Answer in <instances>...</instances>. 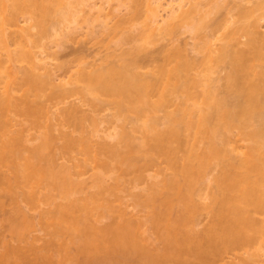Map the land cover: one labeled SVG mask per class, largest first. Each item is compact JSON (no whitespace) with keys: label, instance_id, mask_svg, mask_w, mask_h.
Segmentation results:
<instances>
[{"label":"bare ground","instance_id":"6f19581e","mask_svg":"<svg viewBox=\"0 0 264 264\" xmlns=\"http://www.w3.org/2000/svg\"><path fill=\"white\" fill-rule=\"evenodd\" d=\"M70 1L72 2V0ZM70 1L0 0V41L3 45L5 44L4 48L6 49L8 38L11 34H16L17 32L18 35V32H21L19 29L22 28L18 26L20 17H28V19L34 21L35 25L38 24L39 26L41 17H48L51 13L54 14L56 12L58 15L55 21L61 23L64 21L66 14H69ZM78 1L83 2L87 0ZM110 1H116L117 4L120 2L122 3V0H104L103 3H106V5L110 7ZM190 2L191 0H178L176 3H167V5L163 7L159 2L155 6L152 4L153 6L151 7L148 2L146 8H148V12H150L151 19H148L150 22L148 21L149 23L145 27L147 32L146 36L149 35L154 38L157 34L162 36V32H166V34L172 32L173 24L177 19L183 21V18L187 19L193 11L197 12L200 10L199 7H196L197 5H194L198 3L199 0L193 4H190ZM222 2H226V4L231 3L230 0H223ZM104 4L101 7L98 6L97 9L96 7L93 9V5L90 4V10L92 12L93 10L95 11V14L93 12L95 18L98 20L99 17L102 19L101 17L103 16L105 19H103V27L108 24L107 22L110 20V15L108 17L109 13L105 12L107 6L105 5L104 7ZM188 4L191 5L190 7L192 9L185 10V6H188ZM98 5H101V3ZM240 5L233 3V7L237 6V8H240ZM262 7L263 3H258L256 9H261ZM245 9V7L241 10L238 9L239 15L236 18L237 21L235 20L234 22V24H236L225 34L224 38L226 41L219 48V53L215 49L213 50H215L217 54L212 48L209 49L211 40L208 39L203 41L202 45L199 46L200 48L197 47V45L195 48L200 52L203 48L207 47L209 50H206L207 53H205V57L208 58V60H215V62L219 63L223 62L224 69H226L224 79L226 81L227 91H229L227 96L217 97L212 93V90L209 89L210 91H205V93L201 95L202 103L199 102L203 107L201 108L200 105L201 109L198 108L196 112H199L197 114L194 109H192L196 106L194 101V106L192 108L190 107L189 110L187 107H185L186 110H184L185 108H179V111L176 110L179 112L177 114H175L176 112H168L165 109V116L163 122H161V128L158 127V119L156 120L153 117H149L148 114L153 111L156 113L158 109L168 108L169 102L172 100L171 97H183V95H186V99H188L189 96H191V88L196 86V84L197 86L199 85V80L196 81L197 79L195 80L193 77H190V75L191 70H196L195 68H198L200 62L190 58L187 53H185L183 47H176L175 51L170 53L167 62L156 68L155 72L157 75L155 74L156 76L154 77L145 76L138 72L134 60L130 62L122 61L119 64L114 63L110 66L99 67L90 71L83 70L82 67V70L80 69L76 73L77 76L75 80L77 82L74 81L75 85L73 84V87L60 88V86L58 87L53 83L52 72L48 71L50 68H46V62L43 63V55L32 54L27 49H24L25 40L26 43H28V41L30 43V39L33 38L30 32L28 33L27 30H23L24 33H22V31L18 36L16 35L19 39H14V41L15 43L17 42V45L19 43L20 46L18 47L20 49L18 50L17 48L16 51L14 50L15 53H11V50H7L9 54L11 53L9 56L7 53V58L11 61L30 60L31 62L29 61V63H32V68L18 70L17 72L20 73V75H16L15 73L6 74L7 80L5 86L10 89H6V95L0 96V103L3 104L7 102L15 114L17 113L19 116H24V118L19 121L21 125L20 129L12 133V135L10 134L11 132L9 133L10 129L7 130L2 125V121L0 122V138L3 136L7 137L4 141H0V162H3L4 165L12 164V174H14V178L13 176L11 177L14 179L12 182L9 176L7 179L8 183L5 184L7 180L4 182V177L3 182L6 185L5 188L7 191L15 192V190L20 187L30 188L28 192L27 190L25 192L23 191L22 195L19 194L20 192L18 194L22 201L24 200L27 203L34 202V205L37 200L35 199L34 201L36 193L34 194L32 190V192L30 191L34 194L32 195L29 190L38 186L39 183L44 185V182H46L45 185L48 184V186H50V190L53 189L55 192L59 190L63 198H69L68 201H72L73 199H70V196L76 193V189L80 186L78 187V183L74 180H69L71 178H68L67 174L64 175L55 169L54 157L58 155L57 152H69L70 154V151L74 149L89 157L90 153L95 151L94 154L93 152L91 153L93 154L91 155V159L94 163L97 162L98 165H96L98 172L95 173L97 175V178L95 177L96 182L94 181V187L96 186L95 188L98 189H95L97 190L95 191L96 193H91V195H94L92 197L89 196L87 199L83 198V202L81 201L82 199H80L79 203L73 200L72 202L70 201V204L67 202L68 205H58L61 207H59V211L57 210V205H55L54 209L56 212H52L53 210L50 211L52 213L49 212L50 218L51 214L53 216L58 211L53 219L56 218L57 215V218L60 219V224L61 222L63 223V225L61 224L62 226L60 225L61 227L64 226L67 230L70 228V230H73L72 227L80 229L79 238L76 234L73 238H78L76 240H78L82 248L80 249L81 254H84L80 257L86 260L82 262L80 260L79 262L76 261V263L74 262L75 264H154L156 262H163L165 264L166 262H171L170 264H207V261L210 262V260L214 259V255L219 252L221 253L222 250H233L234 248L252 245L256 243L259 235L264 237V219L258 220L260 215H256L257 212H264V30H259L261 27L259 23L264 22V12H262L261 15H254V11L251 12ZM81 10L82 9L76 10L73 14L76 15L75 13H79ZM161 11L163 14L160 13ZM112 13L113 12H111V14ZM198 21L199 22L190 25L188 28L189 34L195 36L200 32L203 27V22L202 19ZM34 24H30L31 26H29L32 27ZM17 27H19L18 30H16ZM149 36H147L148 39H152ZM241 37L245 38L244 41H241ZM30 51L32 50L30 49ZM44 53L46 52H40L39 54ZM213 54L216 55L214 56ZM1 60L2 59H0V68L3 66ZM38 61H41L42 65ZM38 68H46L48 70L45 69L46 73L39 74L36 71ZM210 68L212 69V67ZM210 68L205 69V71L210 72ZM206 74L205 76L208 77L209 74ZM206 80L209 79L207 78ZM79 81L83 83V86H81L82 88L76 86L77 83H80ZM203 83L204 82H202V84ZM48 89L50 91L47 93L46 90ZM14 91H22V96L15 97L12 95ZM74 92L81 93L84 97L86 94H91L92 97L85 100H88L87 102L90 107H92L93 113L98 110L100 112L104 106L113 104V106H116L114 108L117 109V116L119 117V114H123L125 112L124 109L127 108L138 115H144V118L147 114V120L145 119V121H143V126L141 127L145 129L142 130V140H137V142L130 133L121 128L122 131L120 130V132H118V130L114 135L108 133L110 138L116 137L115 141L107 142L103 140V142L100 141L101 143H97L98 145L95 142L97 145L95 146L90 143L91 141L89 142L87 136H82V134L84 132L83 128L86 127L87 122L88 124L90 123V125H98L97 123H99V121L97 116L95 117L90 113H81L76 107H67L64 112L60 113L61 119H59V123L62 126L66 124L69 127L73 126L72 130H74V132L79 131L82 137L75 136V134H73V136L62 131L60 133L61 138L59 137L61 141L57 142L58 137L54 136L51 131L48 133L39 132V135H32V139L35 142H30L31 144L29 146H25L26 143L23 145V143L26 142L25 138L28 133L30 134V130L40 131L38 128L41 126L44 106L47 104L44 105V103L53 100L52 102L55 103L56 101V103L59 104V102H63L68 95ZM101 96H103V98L106 97L108 100L102 99ZM151 97H155V99L152 100ZM171 102L174 104V100ZM176 106L178 108L182 105L176 104ZM145 112L146 114H143ZM255 119L258 120V123L256 126L254 125L255 127L250 129L253 123L252 121ZM96 126L93 127L96 128ZM234 129L238 131L237 133L240 137V141L247 143L244 146L242 145L245 148H243V150H239V148L237 149L238 151H235L236 147L234 148L232 146V139L228 135H230L229 132L232 133ZM7 132L9 134H7ZM25 134L27 135L24 136ZM93 145L95 146L94 149L92 147ZM234 152L237 153V157L234 156ZM138 154L145 159H142L145 165L152 166V164L157 161V158H159L158 160H163L162 162H165V165L167 164L169 167L168 170H172V174H169V177L166 176L168 178L163 179V183H158L159 186L161 185L160 187L157 185L159 189H150L152 191H148L149 194L142 198L143 201L141 199H136L138 203L144 204V207L146 205V207H149V210L151 208L150 211L152 212H149L150 216L144 219V223H150L154 231H156L155 233L158 234V236L155 235V238L159 237V241L162 243V246H160L157 251H154L155 248L152 250L154 252L151 251L153 248L150 249L146 245V237L141 238L137 233L138 228L142 227L144 224L143 221H133L132 219L121 220V209H119V214L117 213L118 215L116 217L113 215V218L107 221L108 223L105 222L100 226L96 224L98 221L106 219L109 215H107V213H111L112 210L117 212L116 209L118 208L113 209L115 206L111 205L113 203H109L111 200L106 198V196L105 198L107 201L103 200L104 195L106 193L108 194V191H110V188H108V190V186L104 183V178L108 176L109 173H113L117 170H120V172L123 170L125 172L134 169L136 171L139 166H137L135 162V157ZM212 165H219L218 174L210 177L215 184L214 190L211 191L212 193L209 192V194L211 193L210 195H207L210 196L209 198H211L212 202V208L210 205V207H208L209 211H211L210 218L212 219L206 229L202 231L199 229L194 230L195 226H192L194 221L191 222V220L195 219L193 214L197 213L202 207L198 205L200 202H195L196 199L193 194L197 190L195 187L200 185L201 182H206L204 180L208 179L206 175L208 171L212 169ZM160 172L159 174H161ZM139 173L141 174V172ZM142 175L143 174H141V176ZM0 179H2V177ZM151 186L153 187V185ZM2 188L3 186L1 189ZM53 193H48L49 195L47 194L46 198L50 197L52 199L54 197ZM115 193L116 192H114V194ZM100 197L102 200H100ZM48 203L51 204V201ZM20 210L23 215L22 220L24 221L25 219L27 222L26 214H24L25 211L23 212L24 209L22 210L20 207ZM20 210H18V212ZM174 210L176 211L175 214ZM96 211L99 212L97 214V221L94 218L96 225L91 223L93 221L88 223V219H91L92 213ZM19 213L21 214V212ZM171 214H174V216ZM10 217L12 218V215H10ZM15 217L16 219L12 218V222L9 226L6 225L8 226L6 229L9 231L12 238H10V240L14 239L17 241V244H13L11 241L5 244L6 240H2L4 244H1L2 247L0 246V250H2L0 252V264H8L11 261H13L12 264H15L14 261L24 258L27 251V256L31 254L34 255V253L31 252L34 246L29 244L25 245L26 241H23L24 237L22 235V233H24L23 230L28 227L29 221L28 223H23L21 221L19 224V219L17 218L18 214L15 215ZM261 218H263L262 215L260 219ZM59 219H57V221ZM14 220H17L18 223H15ZM56 224L58 223L56 222ZM57 226L55 229L53 228L55 231L56 228H58ZM80 226H82V228H80ZM53 229L49 232H53ZM58 229L56 232L62 231H58ZM77 232L79 233V230H76V233ZM21 241L25 242L24 245L19 244ZM49 242H51V240ZM261 242L262 241L259 243ZM44 243H46V241ZM45 246L43 245L41 247L47 252V245ZM59 246L60 245H58V247ZM66 246L70 247L68 244ZM66 246L64 245V247ZM263 246L264 245L261 247ZM69 247L66 248L69 249ZM78 247L77 244V247H74V249ZM261 247L259 248L262 249ZM66 248L64 249L66 250ZM77 250H79V248ZM77 250H75L76 254L78 252ZM29 251L31 253H29ZM44 251L40 255L38 254L36 258L40 256L42 260L46 261V264H53L50 262H53L54 259H46L49 255L46 256ZM69 251L70 250L67 252ZM67 252L65 251V255H63L65 257L63 258L66 260L61 258L62 256H60L61 254L59 255V252H57L56 255L50 254L57 257V264H64L68 263L69 260H73V256L77 257L74 253L71 256L70 252L68 254L72 257L71 259ZM251 253L252 254L248 253L249 255L245 259H242L240 263H258V261L253 258L256 254L254 253V255L253 252ZM245 254H247L246 251ZM58 256H60L61 260ZM23 260L25 262V258ZM42 260L41 262L43 263ZM17 261L18 260H16V262ZM73 261L71 262L73 263Z\"/></svg>","mask_w":264,"mask_h":264},{"label":"rangeland","instance_id":"374dc122","mask_svg":"<svg viewBox=\"0 0 264 264\" xmlns=\"http://www.w3.org/2000/svg\"><path fill=\"white\" fill-rule=\"evenodd\" d=\"M68 1H70V0H68ZM77 1L78 0H76V1L72 0V2L70 1L71 3L69 5L70 6L69 7L70 8L69 14L68 15L66 14V17H65L66 19L64 18V21L61 23H57L55 21L57 19V15H58L56 12L54 14L51 13L52 15L51 14L48 15V17H41V19L39 21L41 26L40 25L38 26V24L35 25L34 21L31 19H28V17L22 16L19 18V25L18 26H20V28H22V29H19V27H17L16 30L19 29V30H21V32L23 30L24 31L27 30V32L28 33L30 32V35L33 37L32 39H30V43H29V41H28V43H26V40L24 39L25 40L24 49L25 50L27 49L32 54L43 55V59H42V60H44L43 63L46 62L45 63L46 68H48V69L50 68V70H48L46 68H42V69L38 68V69H36V71L39 74H44V72L46 73V70H48V71L52 72L53 83L55 85H57L58 87L60 86V88L61 87L62 88H66V87L71 88L75 85L74 81H76L75 77L77 76V74H76L77 71L80 69L82 70V67H83V70L85 69L87 71H90V70H94V69L99 68V67L110 66L114 63L119 64L122 61L130 62V61L134 60L136 65H137L136 70L138 72L142 73L145 76H149V77L153 76L154 77L157 75V73L155 72L156 68L159 65L167 62L170 53L175 51L176 47H183L185 49V53H187V55L190 58L198 60L200 62V64L198 65V68H195L196 70H194V69L191 70V75H190V77H193L195 80L197 79L196 81L199 80L198 81L199 85L197 86V84H196V86L192 87L193 89L191 88V90H190V92L192 91L191 96L194 94L192 96L193 98L191 96H189V98L186 99V95L185 96L183 95V97L180 96L183 99H181L180 97H175V98L171 97L172 100H170L168 108L166 107V108L158 109L156 111V113L154 111H153L154 113L150 112L149 114H151L152 116L148 114L149 117H153L156 120L158 119L157 121L159 123L157 122V124H158L159 128L162 127L161 122H163V119L165 116V109L168 112H170V111L172 113L176 112L175 114H177V113H179L178 112L180 110L179 108L187 107L188 110L190 109V107L192 108L194 106L193 105V101H194L196 106H194L192 109H194L195 113L197 114L199 111L198 112H196V111L198 110V108H200V105H201V108L203 107V105L201 104L202 103V96L201 95L203 93H205V91H208L210 89V90H212V93H214V95H216L217 97H226L227 96L229 91H227L226 81L224 79L225 74H226V69H224L223 62L219 63V62H215V60L214 61L213 60L211 61L210 59L208 60V58L205 57V55H206L205 53H207L206 50H209L212 48V50L215 49L219 53V48L226 41L224 38L225 34L236 24V23L234 24V22H235V20L237 21L236 18L239 15V13H238L239 10L244 9V7H245L248 11H251V12L254 11L253 12L254 15H261L262 12H264V0H230L231 3H229V4H226V2H222L223 0H217V1L216 0H199V2H198V0H195V2H194V0H191L190 4L198 2L194 5H197L196 7H199L200 10H198L197 12L193 11L189 15V17H187V19L183 18L184 19L183 21L181 19H177L175 21L176 23L174 22V24H173L172 32H168L167 34H166V32H162V34H161L162 36H159L157 34L156 36H154L155 39L153 38V36L147 35V36L152 38L149 40L148 37L146 36L147 32L145 30V27L150 22L148 19H151L150 18L151 16L149 14L150 12H148V8H146L147 3L149 2V5H151V7H152L153 5L154 6L157 5V3L159 2L160 5H162V7H163V6H166L167 3L168 4L169 3H176L178 0H149V1L148 0H132V1L131 0H122V3L121 2L119 3L120 5L117 4L116 1H110V7H109V5L107 6L106 3L105 4L103 3L104 0H87V1H83V2L82 1L77 2ZM100 3H101V5H98ZM111 3H112V5H111ZM233 3L239 4V5L241 4L240 5L241 7L240 8L239 7L237 8V6L233 7ZM258 3H263V7L261 9H256ZM85 4H86V7H85ZM90 4L93 5L92 6L93 9H94V7H96V9H97L98 6L101 7L103 4H104V7H105V5L107 6L106 7L107 10H105V12L109 13L108 17L110 15V17H109L110 20L107 22L108 24H106L104 27H103V25H104L103 24V19H104L103 16L101 17L102 19H100V17H99V19L97 20L95 18V15H94L95 11L92 9L94 12V14H93V12L90 10L91 9ZM190 4H188V6L187 5L185 6V10H187V9L189 10L191 8ZM88 8H89L90 12L88 11ZM79 9H82L81 12L79 11V13H75L76 15H74L73 14L74 11L79 10ZM82 12H83V14H82ZM111 12H113L112 13L113 15L111 14ZM160 13L163 14L162 11ZM24 18H26V19H24ZM200 19H202V22H203V27L201 28L200 32L195 36L189 34L188 28L190 27V25L192 23L199 22L198 20H200ZM100 21H102V22H100ZM30 24H34V26L30 27L31 26ZM259 24L261 25L259 30L263 31L264 30V22H260ZM24 31L22 33H24ZM21 32H18V35ZM11 35L9 37L10 39L8 38V42H7L8 44L6 43L7 44V47L5 46L6 49L4 48L5 44L3 45L0 41V59H2L1 61L3 62V66L0 68V96L6 95V92H7L6 89H10V88H7L5 86L6 80H7L6 74H11V73L14 74L15 73L16 75H20V73L17 72L18 70H24V69L26 70V68H28V69L32 68V66H31L32 63H29L30 60L28 61L25 59L24 61L23 60L22 61H11V60H9V58H7L9 55H11L12 52L15 53L17 48H18V50L20 49L18 47V46H20L19 43L17 45V42L15 43V41H14V39L15 40L19 39L17 37L18 36L17 32H16V34L13 33ZM207 39L211 40L210 41L211 43L209 45L210 48L207 49V47H205L206 49L203 48L200 52L197 51L195 49L196 45H197V47L201 46L203 41H205ZM240 39H241V41H244L245 38L241 37ZM34 41H36V42H34ZM23 42H22V44H23ZM187 43H189V44H187ZM29 46H30V48H29ZM30 49L32 51H30ZM7 50H9V51L11 50V53L9 54L8 53L9 51H7ZM215 50H213V51H215ZM44 51L46 52V53H44L46 55L39 54L40 52L43 53ZM216 51H215V53H216ZM7 53H8V56H7ZM216 54H213V55L215 56ZM47 56H48V58H47ZM45 58H46V60H45ZM41 61H38V62H40V64L42 65ZM48 61L50 62V64ZM201 62H202V64H201ZM19 67H21V68H19ZM210 67H212V69ZM209 68H210V72H206L205 69H209ZM206 73L209 74L208 77L205 76ZM207 78L209 80H206ZM202 82H204V83L202 84ZM77 84H76V86H79V87L83 86L82 82H80L78 85ZM7 86H9V85H7ZM46 91L48 93L50 90L48 89ZM21 93H22V91H14V92H12V95H14L15 97H20ZM32 97H30V98H32ZM91 97H92L91 94H86V96L84 97L81 93L74 92V93L68 95L64 99L63 102L62 101L59 102V104H57L56 101H55V103L52 102L53 100L48 101L49 103L45 102L44 105L46 103L47 104L44 106L43 117L41 118V126H40L41 128L40 127L38 128V129H40V131L39 130L38 131L30 130L29 131L30 134L29 133H28V135L25 134L24 136L27 135V137L25 138L26 142H24L23 145L26 143L25 146H29L34 141L32 139L33 138L32 135H34V134L39 135L40 133H44V132L48 133L49 131H51V133L54 136L58 137L57 142L61 141L60 140V138H61L60 133L62 131L67 132L71 135L75 134V136H81V133L79 131L74 132V130H72L73 126L69 127V126H67V124L62 126L59 123V119H61L60 113L64 112L67 109V107L68 108L69 107H76L79 111H81V113H83V112L84 113H90L91 115H94L95 117L97 116V119L99 121V123H97L98 125L97 126L96 125H90V123L88 124V122H87L86 127L83 128L84 132L82 134V136H87L89 139V142L91 141L90 143L94 144L95 146H97L100 141L103 142V140L107 141V142L115 141L116 137L110 138L109 134L114 135L117 133L118 130H119L118 132H120V130L122 131V129L124 131L126 130L128 133H130V135H132V137H134L136 139V141L142 140V138H143L142 137V134H143L142 130L144 129V127L143 128H141V127L143 126V121H145V119H146V115H147L146 112L143 113V114H146L145 118H144V115L143 116L140 114L138 115L135 112L131 111V109L127 108L128 110L124 109L125 112L123 114L122 113L119 114L120 115V117H119V116H117L118 115L117 109L114 108L116 106H113V104L112 105L110 104L109 106H107V105L104 106V108L102 110H100V112L97 109L98 111L94 110L95 112L93 113L92 107H90L89 103L87 102L88 100H85V99H87V98L89 99ZM101 98L106 99V97L103 98V96H101ZM33 99H34V97H33ZM151 99L154 100L155 97H151ZM106 100H108V99H106ZM173 100H174V104H173V102H171ZM186 100H188V101H186ZM180 101H181V103L183 102L185 105L183 103L181 104ZM199 102H201V103L199 104ZM176 104L182 105L183 107L181 106V107L177 108ZM191 104H192V106H191ZM173 110H175V111H173ZM176 110H178V111H176ZM184 110H186V108ZM186 116H187V114H186ZM23 118H24L23 115L19 116L17 113L15 114V112L12 111L11 106H9L7 102H4L3 104L0 103V122L2 121L1 122V123H3L2 125L7 130L10 129L9 133L11 132L10 133L11 135H12V133H15L17 130L20 129L21 125L19 124V121ZM185 119H186V117H185ZM252 122L253 123L251 124L250 129H252L253 127H255L257 125L258 120L255 119ZM93 126H96L97 129ZM237 132L238 131H236V129H234L232 131V133L229 132L230 135H228L232 139V146L234 148L236 147L235 151L239 148H240L239 150H243V148H244L243 146L245 144H247L244 141H242V142L240 141V137L238 136ZM9 133L7 132V134H9ZM6 138H7L6 136L5 137L3 136L0 138V141L1 140L4 141ZM27 139H28V141H27ZM95 142H96V144L97 143L98 144L96 145ZM94 145L92 146L93 149L95 147ZM263 150H264V147H263ZM91 153H90V156L87 157V155L83 154L82 152L80 153L79 151L77 152V150L74 149L73 151H70V154H69V152H66V153H58L57 152L58 155H56L54 157L55 169H57L59 172L63 173L64 175L67 174V177L71 178L69 180H74L75 182L78 183L77 186L78 187L80 186L78 189H76L77 191L75 190L76 193H74L70 196V199H73L76 202L78 201V203H79L80 199H82L81 201L83 202V198L87 199V198H89V196L92 197L94 194L91 195V193H94L95 191L98 190L97 188H95L96 186L94 187V184H95L94 181L96 182L95 177L97 176L95 173L98 172L96 169L97 162H95L96 163L95 164L91 159V155H93L95 153V151L93 152V154H91ZM139 154L137 155L138 157L137 156L135 157V159H136L135 162H136L137 166H139L136 169V171L134 169L132 171H125V172L123 170L121 172H120V170H117L113 173H109V175L107 173L108 176H106L104 178L105 179L104 183L106 184V186H108L107 189L110 188V191H108L109 189L107 190L109 195L107 193L106 194L104 193L105 194L104 198L106 196V198L111 200V202L109 201V203L110 204L113 203V204H111V205L115 206L114 208L112 207L113 209H116L118 207L116 209L117 212H114V210H112L113 212L111 211V213H107V215L109 214L110 216L108 215V217L106 219H103V221L101 220V221H98L99 223L98 222L96 223L95 219L97 221V217H98L97 214L99 213V212H97L98 211V208H97V211L92 213L93 215L95 214L96 217H95V215H94V217H93V215H92V217L90 215L91 219L90 218L88 219V221H87L88 223L93 221L91 223L92 224L93 223L99 224L98 226L103 225V223H105V222L108 223L107 221H110L111 218H113V215H115V217H116L119 214L118 213L120 211L119 209L122 210V211H120L121 218H122L121 220L132 219L133 221H143V223H144V219L145 218L147 219L150 216V213L152 212V211H150L151 208L149 210V207H146V205L144 207V204L138 203V201L136 199L142 200V198L146 197L147 194H149V192L152 191L150 189L157 190V188L161 186V185L159 186L158 183H160V184L163 183V181H164L163 179H167L169 177V174H172L171 173L172 170H170V169L168 170L169 167L167 166V164L165 165V162H162L163 160L162 161L158 160L159 158H157V161H155V163L152 164V166L149 165L150 166L149 167L148 165L144 164L145 162H142L145 159L143 157H141V155H139ZM236 155H237V153L234 152V156H236ZM89 159H91V160H89ZM82 162H83V164H82ZM84 162H86V163H84ZM42 164H44V163H42ZM82 165H83V167H82ZM219 165L218 166L216 165L217 167L212 165L213 166V167L211 166L212 169H210L208 171V174L206 175V178H208V179L204 180L206 182L203 181L204 183L201 182L200 185H198V186L196 185L197 187H195L197 189V190L195 189L196 191L193 194L194 198L196 199L195 202H198V203L200 202L199 204L198 203L197 204L200 205L202 208H200L199 211H197V213H199V214H197V213H194L195 215L193 214V217L195 219L191 220V222L194 221V223H192L193 225L192 224L191 225L195 226L194 230L199 229L202 231V230L206 229L208 224L211 222V219H212V218H210L211 211H209L208 207L211 206V208H212V205H211L212 202H211V198H209L210 196H207V195H210L212 193L211 191L214 190L215 184L213 183V181L211 180L210 177H213V175L215 176L216 174H218L217 172L219 171ZM11 166H12V164L11 165H4L3 162L2 163L0 162V178L2 177V179H0V181H1V183H0L1 184V186H0V191H1L0 192V199H1L0 200V222H2V223H0V225H1L0 226V230H1L0 231V246H1V244L2 245L4 244L2 240H4V241L6 240L5 244H6V242H10V241L13 244H17V241H15L14 239L10 240L11 236H10L9 231L6 228H8V226L11 224L12 218L16 219L15 215L18 214L17 218L19 219L18 220L19 224L21 223V221L23 223H28V221H29L28 227H26L23 230L24 233H22V235L24 237L23 241H26L25 245L29 244V245L34 246L32 248L33 250L31 251L32 253H34V255L31 254V255L27 256V253H28V251H27L26 256L24 257L25 262L23 260L24 258H20V259H16V260H18L17 262H16V260L14 261L15 264H41L42 258L40 256L38 258H36V256L38 254L40 255L44 251L43 250L44 248L41 247L43 245L44 246L47 245L48 251L47 252L44 251V252H45L46 256L49 255V257L47 256L46 259L47 258H51V260L54 259L53 262H50V263L57 264V261H58L56 259L57 257L52 256L51 254L56 255L57 252H59V255L61 254L60 256H62L61 258H63L64 257L63 255H65L64 252L65 251L67 252L68 250H70V251L67 252V254L71 252V254H70L71 256L74 253V255H77V257L73 256L74 261L67 259V260H69L70 263L68 262V263H64V264H75L76 261L79 262V260L81 262L85 261L86 257L84 256L85 260H83V258H81L84 254H81L80 249H82V248L79 245L78 240H76L79 238L78 236L80 235V229H75V227H72L73 230H70L71 228L67 230V228H65L64 226L61 227L63 225V223L61 222L62 225L60 224V219L57 218V215H56V218L53 219L54 215L57 214L59 209L61 208L60 207L61 205L64 206L65 204H67V202H69V204H70L73 200L72 201L70 200L71 201L70 202V201H68L69 198L68 199L63 198V195L62 194L60 195L59 190H57L58 192L53 191V189L50 190V186H48V184L45 185L46 182H44V185L39 183V185L37 184L38 186L34 185L35 187L33 189L29 190V192L30 191L32 192V190H33L34 194L36 193L35 194L36 196L34 198V201H35V199H37L35 202V205H34V202L33 203H27L24 200L22 201V199H20L21 197L19 198V194L22 195L23 191L25 192L26 190L28 192V189H30V188L20 187L19 189H16L15 192L14 191H7L5 188L6 187L5 184L8 183L7 179L9 177H10L9 179L11 180V182H12V180H14L13 179L14 174H12L13 170H12ZM53 167H54V165H53ZM64 167H66V168H64ZM138 170H140V171H138ZM160 171H162L164 174ZM139 172H141V174H143V175L141 176V174ZM159 172L161 174H159ZM137 174L140 176H138ZM12 176H13V178H11ZM166 176H168V177H166ZM3 177L5 180L3 179ZM3 180H4V182L7 180L5 182V184H4ZM207 181H208V183H207ZM104 183H102V184H104ZM207 184H209V185H207ZM151 185H153V187ZM157 185H158V187H157ZM2 186H3V188H2L3 190L1 189ZM77 186H76V188H77ZM51 187H52V185H51ZM155 187H156V189H155ZM4 189L7 192H5ZM95 189H97V190H95ZM31 192H30V194H32ZM114 192H116V193L114 194ZM209 192H211V193L209 194ZM48 193H53V196H54L52 199L49 197L50 198L49 201H48L49 198H46V195ZM144 193H146V194H144ZM34 194H32V195H34ZM112 194H114V195H112ZM136 194H138V195H136ZM134 196H136L137 198ZM104 198H103V200L107 201V199L106 198L104 199ZM100 200H102V198ZM50 201H51V204L53 203L52 205L50 203H48ZM29 204H32V205H29ZM55 205H57L56 207H58L57 208L58 211L53 216L51 214L50 218H49V214L55 211V209H54ZM58 205H60V206H58ZM19 206L21 207L22 210L24 209L23 212L25 211L24 214H26L27 222L25 221V219H24L25 222L22 220L23 215H22V211L20 210ZM24 206H26V207H24ZM27 206H29V207H27ZM18 210H20L19 212H21V214L18 212ZM46 211L48 212V214ZM50 211H52V212H50ZM174 211H172V212H174ZM114 213H116V214H114ZM175 213H176V211L174 212V214ZM174 214H171V215L174 216ZM253 214H256V213H253ZM258 214L260 215V217L262 215L263 218H261V219H260V217H258L259 219L257 217L256 218L258 220H263L264 219V212H261V213L257 212L256 215H258ZM10 215H12V218L10 217ZM13 215H14V217H13ZM40 215L42 218L40 217ZM46 215H47V217H46ZM124 215H125V218H124ZM211 217H212V215H211ZM254 217H255V215H254ZM196 218H197V220H196ZM9 219H11V220H9ZM57 219H59L58 220L59 222L57 221ZM92 219H94V220H92ZM14 222L16 223L17 220H14ZM56 222L58 224H56ZM6 225H8V226H6ZM51 225H53V226H51ZM57 225H59V226H57ZM49 226H51V227H49ZM56 226L59 228V229L56 228V231H57V229H58V231H60V230H62V231L56 232L54 230ZM80 228H82V226H80ZM52 229H53V232H49L50 230L52 231ZM65 230L68 232H66ZM76 230H79V233L78 232L76 233ZM3 231H5V232H3ZM153 231H154V229L150 225V223L146 222V224L144 223L142 225V227L138 228L137 233L141 238L146 237L145 243L150 249L153 248V249H151V251L154 250V248H155L154 251H157L158 248H160V246H162V243H161V241H159V237L155 238V235L158 236V234L155 233L156 231H154V232ZM75 234L78 237L76 239L73 238L75 236ZM70 236H71V238H70ZM147 236H148V239H147ZM261 238H263V239H261ZM69 239H71V240H69ZM258 239L264 243V237L259 235ZM258 239H257L256 243H254L252 245L244 246L245 248L239 247V248H234L233 250L232 249L224 250L225 252L227 251L226 253L222 250L221 253L219 252L220 255H219V253L214 255L215 256L214 259L210 260V262L207 261L208 262L207 264H242V263H240L242 261V259H245L249 255L248 253L252 254L251 252H253V254L254 253L256 254V255L254 254L255 256H253V258H255L258 261V263H256V264H264V246L261 247L264 244L262 242H261L262 244L259 243L260 241ZM50 240H51V242H49ZM68 240H69V242H68ZM45 241H46V243H44ZM24 243L25 242H22V241L19 242L20 245H24ZM67 244L70 245V247L66 246ZM77 244L79 246L78 247L79 250H77L78 248L74 249V247H77ZM58 245H60V246L58 247ZM64 245L66 247H69V249L64 247ZM259 247H261L262 249H260ZM34 248H35V250L37 249L36 253H35ZM64 248H66V250ZM40 250H42V251H40ZM75 250L78 251L77 254L75 253L76 252ZM1 251L2 250H0V252ZM79 251H80V253H79ZM154 251H152V252H154ZM245 251L247 254H245ZM31 252L29 251V253H31ZM222 252H224V253H222ZM70 255L68 254V256L72 259V257ZM60 256H58L59 259H60ZM211 257H213V256H211ZM10 258H13V257H10ZM14 259H15V257H14ZM55 260H56V263H55ZM64 260H66V259H64ZM42 261H43L42 264H44V262L46 264V261H44V260H42ZM71 261H73V263ZM12 262L13 261H11L10 263H8V262L7 263L12 264ZM65 262H67V261H65ZM159 263L162 264L163 262L162 263L156 262L154 264H159ZM168 263L170 264L171 262H166V264H168ZM163 264H165V263H163Z\"/></svg>","mask_w":264,"mask_h":264}]
</instances>
